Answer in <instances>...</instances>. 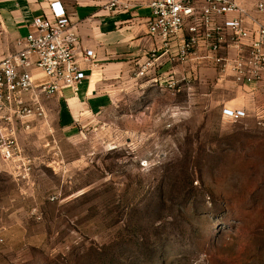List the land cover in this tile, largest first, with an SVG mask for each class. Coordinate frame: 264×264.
I'll return each instance as SVG.
<instances>
[{
    "label": "rangeland",
    "instance_id": "rangeland-1",
    "mask_svg": "<svg viewBox=\"0 0 264 264\" xmlns=\"http://www.w3.org/2000/svg\"><path fill=\"white\" fill-rule=\"evenodd\" d=\"M78 120L0 155V264H264L255 120L139 82Z\"/></svg>",
    "mask_w": 264,
    "mask_h": 264
},
{
    "label": "crops",
    "instance_id": "crops-1",
    "mask_svg": "<svg viewBox=\"0 0 264 264\" xmlns=\"http://www.w3.org/2000/svg\"><path fill=\"white\" fill-rule=\"evenodd\" d=\"M110 1L0 0V58L13 51L17 38L29 33L35 17L50 16V4L60 2L71 22L78 24L80 44L76 55L87 75L76 95L71 90L61 91L45 102L46 120L31 121L29 130L18 127L19 132L49 128L51 124L72 129V125L80 123V117L104 107L112 94H125L134 82L167 90L169 84L176 83L178 92L207 98L220 113L223 108L247 112L249 117L243 120L248 122H254L253 115L264 110V81L238 82L231 71L221 75L212 53L203 44L188 61L172 63L170 56L177 54L178 45L189 36L188 30L184 28L179 38L172 41L171 50L166 54L162 41L148 32L150 0H124L130 1L128 10H108L106 5ZM259 2L264 0H237L246 11L245 24L251 33L257 28L255 22L262 18L256 7ZM194 3L202 5L203 0H194ZM250 43L251 40L243 43L245 54L250 50ZM86 51L94 54L87 63L84 61ZM219 56L235 59L239 52L226 47ZM153 58L156 59L154 62ZM149 63L145 74L137 76L139 70ZM33 76L36 85L46 81L40 71L35 70Z\"/></svg>",
    "mask_w": 264,
    "mask_h": 264
},
{
    "label": "built area",
    "instance_id": "built-area-1",
    "mask_svg": "<svg viewBox=\"0 0 264 264\" xmlns=\"http://www.w3.org/2000/svg\"><path fill=\"white\" fill-rule=\"evenodd\" d=\"M147 18L149 34L162 41L165 53L171 50L172 41L178 39L184 28L189 36L178 45V52L170 56L172 63L188 61L203 44L212 53L218 72H233L238 82L264 81V2L257 4L261 21L251 33L246 27V11L237 0H150ZM130 8V1L111 0L106 9ZM50 16H37L26 36L19 37L13 51L0 58V155L10 161L20 153L17 141L18 127L29 130V122L46 120L45 102L63 90L76 95L87 79L86 69L77 60L80 44L78 24L71 22L60 2L50 4ZM251 40L248 54L243 51L244 41ZM239 52L235 59L220 57L224 48ZM94 58L86 51L84 61ZM156 59L153 58V62ZM141 68L137 76H143ZM40 71L46 81L36 85L33 72ZM177 90L176 83L168 86ZM222 117L238 122L249 117L243 110L222 109ZM257 127L264 132V110L253 115Z\"/></svg>",
    "mask_w": 264,
    "mask_h": 264
},
{
    "label": "trees",
    "instance_id": "trees-1",
    "mask_svg": "<svg viewBox=\"0 0 264 264\" xmlns=\"http://www.w3.org/2000/svg\"><path fill=\"white\" fill-rule=\"evenodd\" d=\"M155 253H156V256L159 257V256H160V249H159V248L156 249V250H155Z\"/></svg>",
    "mask_w": 264,
    "mask_h": 264
}]
</instances>
